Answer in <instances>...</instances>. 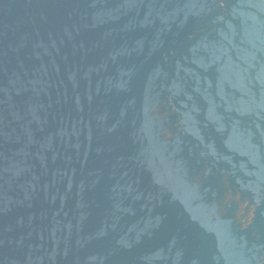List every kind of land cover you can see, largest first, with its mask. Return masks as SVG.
Instances as JSON below:
<instances>
[{"label":"water","instance_id":"obj_1","mask_svg":"<svg viewBox=\"0 0 264 264\" xmlns=\"http://www.w3.org/2000/svg\"><path fill=\"white\" fill-rule=\"evenodd\" d=\"M0 264H264V0H0Z\"/></svg>","mask_w":264,"mask_h":264}]
</instances>
